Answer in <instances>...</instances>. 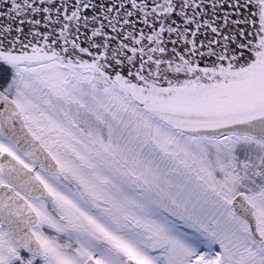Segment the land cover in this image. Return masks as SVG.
Instances as JSON below:
<instances>
[{
	"label": "snow or ice",
	"instance_id": "6c2138e0",
	"mask_svg": "<svg viewBox=\"0 0 264 264\" xmlns=\"http://www.w3.org/2000/svg\"><path fill=\"white\" fill-rule=\"evenodd\" d=\"M0 264H264V0H0Z\"/></svg>",
	"mask_w": 264,
	"mask_h": 264
}]
</instances>
